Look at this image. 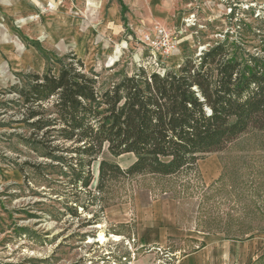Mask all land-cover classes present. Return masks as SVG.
I'll return each mask as SVG.
<instances>
[{"label":"rangeland","instance_id":"obj_1","mask_svg":"<svg viewBox=\"0 0 264 264\" xmlns=\"http://www.w3.org/2000/svg\"><path fill=\"white\" fill-rule=\"evenodd\" d=\"M39 2L14 23L18 33L8 35L0 25L18 53L12 65L0 50V264H176L201 246L209 258L223 253L221 261L215 256L218 264H264V132L249 130L192 171L136 176L97 194L99 163L125 170L133 157L115 158L104 148L91 165L90 185L74 187L63 164L25 142L24 109L11 90L30 74H57L56 59L69 54L101 81L138 68L176 71L226 39L253 54L264 37V0H173L171 6L139 0L125 22L113 24L105 15L109 0L99 12L96 0L90 18L75 14L84 9L76 0ZM155 23L177 36L176 51L152 54L141 43Z\"/></svg>","mask_w":264,"mask_h":264},{"label":"trees","instance_id":"obj_2","mask_svg":"<svg viewBox=\"0 0 264 264\" xmlns=\"http://www.w3.org/2000/svg\"><path fill=\"white\" fill-rule=\"evenodd\" d=\"M109 1L117 3L125 22L123 1ZM55 64L57 74H30L11 90L24 109L25 142L63 164L74 187L90 185L91 165L104 148L134 162L122 170L102 160L97 194L136 176L192 171L249 130L264 132V37L253 54L226 39L163 74L138 68L101 81L74 55Z\"/></svg>","mask_w":264,"mask_h":264},{"label":"crops","instance_id":"obj_3","mask_svg":"<svg viewBox=\"0 0 264 264\" xmlns=\"http://www.w3.org/2000/svg\"><path fill=\"white\" fill-rule=\"evenodd\" d=\"M39 1L43 2L44 0H0V25H2V30H5V32H7L8 35H10L9 32H14V33L17 32L13 28L14 23H18V21H20V20H25V18H27L28 16L31 15L33 8H35V9H36V7L40 8L41 4ZM95 1L96 0H76V2L78 4L76 6L79 8V6L82 5V3H83L84 4L83 6L85 7V4L87 3L88 7H92V6L95 7ZM105 1L106 0H98V3L96 2V4L99 5L98 12L102 8V3L105 4ZM122 1L126 5L127 9H129L130 12H133V11H135L134 8L132 7L133 5H135L134 2H138L139 0H137V1L132 0L133 2H131V0H128L129 2H124L126 0H122ZM172 1L173 0H171V2H170V0H149L151 6H153L155 4L166 5V3L168 6H171L170 3H173ZM174 4L175 5L177 4V0H175ZM76 6H73V8H75ZM93 11H94V8H91V9L88 8L89 18L91 17V15H93L92 14ZM105 15H106V19L110 23H112V21L117 23V21H119V19H121L118 5L116 3H113V2H112V5L110 8H107V6H105ZM169 16H170V14H169ZM109 19H110V21H109ZM3 25H5L6 27L4 26V28H3ZM2 33L3 32L0 30V44H1L0 50L2 51V53L4 55H8L9 57H12V60H11L12 65H17L16 62H14V61H15V56L16 55L18 56V53H17V51H14V47H13L14 44H12L13 42L10 40V38H9V41H7L4 38V35ZM3 39L6 41H4ZM19 51H20V49H19ZM21 66L18 65L17 67H19V68H16V70H21L20 69ZM142 235H145V232H143ZM207 249L208 248H206L205 246H201L200 248L196 247L197 251L189 253V254L181 257V259H179L176 262V264H218L216 261L217 258H215V256H217L219 258V260L221 261V257H222L223 253L221 251L215 252L209 258V253H208ZM216 254H218V255H216ZM248 261H249V259H248ZM219 264H226V263L220 262Z\"/></svg>","mask_w":264,"mask_h":264},{"label":"built area","instance_id":"obj_4","mask_svg":"<svg viewBox=\"0 0 264 264\" xmlns=\"http://www.w3.org/2000/svg\"><path fill=\"white\" fill-rule=\"evenodd\" d=\"M50 5L48 6L50 7ZM88 8L91 9L94 8V6L88 7L86 3L84 9L75 12V14L81 16L82 18H88ZM139 40L147 46L148 50H151L152 54L168 55L170 52L177 50V36L174 37L165 27L157 23L153 26L151 36L142 35V38Z\"/></svg>","mask_w":264,"mask_h":264},{"label":"bare ground","instance_id":"obj_5","mask_svg":"<svg viewBox=\"0 0 264 264\" xmlns=\"http://www.w3.org/2000/svg\"><path fill=\"white\" fill-rule=\"evenodd\" d=\"M101 228V227H100ZM115 239V241H118V237H115L114 238ZM106 239L100 234L99 235V241H101V242H104Z\"/></svg>","mask_w":264,"mask_h":264}]
</instances>
